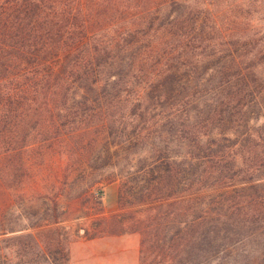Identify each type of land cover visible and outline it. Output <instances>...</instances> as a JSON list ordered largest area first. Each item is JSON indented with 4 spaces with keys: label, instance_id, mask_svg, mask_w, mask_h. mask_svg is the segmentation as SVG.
Wrapping results in <instances>:
<instances>
[{
    "label": "rangeland",
    "instance_id": "rangeland-1",
    "mask_svg": "<svg viewBox=\"0 0 264 264\" xmlns=\"http://www.w3.org/2000/svg\"><path fill=\"white\" fill-rule=\"evenodd\" d=\"M175 2L130 83L0 118V264H264V0Z\"/></svg>",
    "mask_w": 264,
    "mask_h": 264
},
{
    "label": "trees",
    "instance_id": "trees-1",
    "mask_svg": "<svg viewBox=\"0 0 264 264\" xmlns=\"http://www.w3.org/2000/svg\"><path fill=\"white\" fill-rule=\"evenodd\" d=\"M174 2L0 0V118L36 122V91L130 83L178 21Z\"/></svg>",
    "mask_w": 264,
    "mask_h": 264
}]
</instances>
